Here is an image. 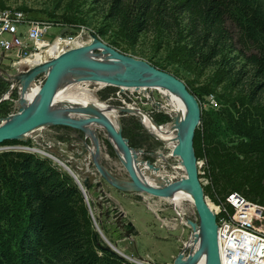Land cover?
I'll return each instance as SVG.
<instances>
[{"label": "trees", "instance_id": "trees-1", "mask_svg": "<svg viewBox=\"0 0 264 264\" xmlns=\"http://www.w3.org/2000/svg\"><path fill=\"white\" fill-rule=\"evenodd\" d=\"M89 1L101 7L104 28L95 34L112 32V46L126 52L148 34L155 51L164 53L165 67L195 78L211 70L200 90L205 95L222 90L236 114L227 119L236 139L219 142L208 115L201 114L193 152L209 181L202 186L204 196L221 205L236 194L264 216V101L257 102L264 92V0H68L57 18L84 26L81 8ZM236 61L243 62L240 69ZM247 74L249 92L233 95ZM184 83L197 99L191 83ZM1 104L0 117H6L11 108ZM123 136L138 147L134 137ZM0 264L132 263L98 244L81 191L49 159L9 150L0 152Z\"/></svg>", "mask_w": 264, "mask_h": 264}, {"label": "rangeland", "instance_id": "rangeland-1", "mask_svg": "<svg viewBox=\"0 0 264 264\" xmlns=\"http://www.w3.org/2000/svg\"><path fill=\"white\" fill-rule=\"evenodd\" d=\"M0 1L5 6L27 10L25 13L31 20L59 21L62 26L49 30L46 36L47 44L52 43L56 38L73 39L72 41L75 43L78 37H82L86 42L91 40L92 36H96L97 40L112 47L120 54L153 66L165 67L164 53L155 51L152 38L148 34H143L137 46L126 52L122 48H116L110 44L112 32L107 30V36L102 38L97 36L95 33L104 28V24L101 7L91 4V1L81 8L84 14L82 19L86 22L82 27L69 26L57 18L63 12L68 0ZM51 14H54L56 18L51 17ZM69 48L67 47L65 50ZM94 52L98 53V51ZM9 61L11 62L0 64V68L11 76L22 73L18 71V67L11 65V58ZM242 63V61L234 62L235 68L240 69ZM245 70L247 68H244ZM165 71L172 74L176 72L181 80L191 83L197 94L196 101L200 112L208 115V120L213 123V134L219 142L230 144L236 139L235 130L227 121L229 114L233 116L236 114L223 101L222 90L217 89L213 95H205L202 89L200 90L207 83L211 70H207L199 78L183 71H175V68L170 66H166ZM44 80V75L41 73L33 77L31 81L41 87ZM251 82V77L247 74L233 95L236 93L247 94ZM22 85L18 81L6 82L0 76V103L2 102V107L5 104L6 107L11 108L6 117H0L1 122L16 113V104L20 100L21 94H24L27 89H24ZM61 93L66 98L65 102L78 105L75 108H84L90 98H93L100 110L107 108L114 110L112 117L116 126L127 141L128 147L137 154L138 176H136L141 183L145 180L143 177L145 164L150 167L148 173L151 177L163 176L171 182H176L186 176L181 160L172 154V148L175 145L171 146L157 139L152 130L147 127V121H143L141 118L144 113L158 127H164L172 122L176 113L171 111L173 109L168 104L164 88L160 90L159 87H150L146 84L132 88L115 86L100 88L97 82L86 78L79 81L66 80L59 90V94ZM81 95L83 96L80 97ZM263 101L264 92H260L257 102ZM174 104L177 109L184 111V106L179 99L175 100ZM72 114L68 115L73 120L88 119L82 114ZM89 127H91L92 135H88L83 129L67 125H43L28 133L21 140L25 145L0 146V152L17 150L47 158L76 187H80L85 180H88L90 186L86 190L88 195L86 204L92 214V227L98 244L104 248L112 246L130 263L174 264L181 253L187 256L189 249L194 244V241L192 242L195 234L193 224H199L190 194L187 191L176 192V194L181 192L180 194L184 195V199L178 206L172 199L155 197L130 188L129 184L133 183L130 174L105 130L94 124H90ZM125 134L129 139L134 137L133 139L138 145L137 148L129 146L128 139L123 136ZM61 163L65 164L73 174L71 175V172ZM99 169L106 174L101 173ZM197 170L202 176L199 178L201 186H206L209 181L204 176L202 161H197ZM113 180L121 184V189L111 185ZM150 180L152 181V179ZM204 198L209 206H213L211 212L214 214L217 205L208 196H204ZM180 214L183 218L180 217ZM257 224L263 229L264 219H259Z\"/></svg>", "mask_w": 264, "mask_h": 264}, {"label": "water", "instance_id": "water-1", "mask_svg": "<svg viewBox=\"0 0 264 264\" xmlns=\"http://www.w3.org/2000/svg\"><path fill=\"white\" fill-rule=\"evenodd\" d=\"M91 38L93 42L90 45L69 48L48 63L40 67H35L28 72L31 80L36 75L42 73L45 79L44 83L40 87L35 103L31 107H16V113L11 115L15 116L16 120L10 124L0 126V144L10 140L21 141V137L26 136L31 131L43 125L61 124L81 129L78 127L80 123L94 122L96 119L92 117V119L88 118L85 120H73L71 118H68V120L59 118V120H57V118L49 115V108L60 82L64 77L70 74L91 78L90 80L97 82L100 88L104 86L122 88L137 87V81L141 78H146V85L150 87L160 86L161 88L174 92L185 107L184 116L176 121L179 141L172 148V154L181 160L186 178L178 182L176 186H185L189 189V194L199 219L200 228L199 247L193 254L186 257L187 264H194L200 260L201 256V264H221L217 243L216 218L205 202L203 188L198 177L197 161L193 152L194 132L201 120V112L195 97L191 94L184 81L172 73L161 70L144 61L120 54L112 47L97 40L96 36H92ZM94 51H102L107 54L110 61H100L88 55V52ZM0 76H2V79L6 82L18 81L21 83L25 74L20 73L16 76H10L0 68ZM118 138L123 143V150L126 154L127 161L126 169L130 174L132 182L135 183L142 192L155 197L161 196L160 194H162L161 192L163 190H151L139 184L138 178L135 177L132 172L133 166H131L132 161L129 153L132 149L128 147L127 141L122 137L120 130ZM111 185L117 189H121L112 183ZM82 186L83 188L78 187V189L81 191L84 201L87 202L86 190L90 186L89 181L85 180ZM90 216L92 218L91 213ZM193 226L195 227V224H193ZM106 249L123 258L112 246ZM178 259H183L182 253Z\"/></svg>", "mask_w": 264, "mask_h": 264}, {"label": "bare ground", "instance_id": "bare-ground-1", "mask_svg": "<svg viewBox=\"0 0 264 264\" xmlns=\"http://www.w3.org/2000/svg\"><path fill=\"white\" fill-rule=\"evenodd\" d=\"M72 40L73 39L56 38L52 43L45 44V46L42 47L40 49V51L35 53L31 58L27 57V58L21 59L18 63L13 64V66L18 67L19 72H22L25 74L24 79L19 84H21V85L23 84L22 86L24 87V89L27 88L25 90L24 94L23 95L21 94V98L17 102L16 107H18V108H29L35 103V100L38 96V92H39L38 89L39 88H38V86H36V84L33 81H31L30 76L28 75V72L30 70H32L35 67H40V66L48 63L50 60L58 57L60 54H62L65 51V48H67V47H70V48L83 47V46L90 45L93 42L92 39L85 42L82 37H78L75 43H73ZM71 44H72V46H71ZM88 55L97 59V60H100V61H106V62L110 61L108 58V55L103 53L102 51H98V53L88 52ZM68 79L79 81V80H83L86 78L82 77L81 75H77V74H70V75H67L66 77H64L63 80L60 82L58 89H57V91L53 97V100H52L53 102L51 103V106L49 108V115L57 118V120H59V118L68 120V118H70L68 115L69 113L70 114H72V113L73 114H79V115L82 114V115L87 116L89 119H92L91 117H93L94 119H96L94 122H92V123L91 122L90 123H80L78 125V127L85 130L88 135H92L91 127H89L90 124H94L98 127H101L102 130L104 129L106 134H107V137L112 142L117 153L121 157L122 162L124 163V165L127 166L126 154L123 150V143L118 138L119 130H118V127L116 126V124L114 122V118L112 117L114 110H112V109L110 110L108 108H107L108 110L107 109L106 110H100L99 105L96 103V100L93 98H90V97H89L90 98L89 102L87 103V105H85L84 108H75L78 105H72V104H69V102H65L64 99H66V98H65L63 93L59 94V90L63 86V83ZM88 79H91V78H88ZM146 83H147L146 78H141L140 80L137 81V85H144ZM158 87L160 90L162 89L160 86H158ZM164 90H165L166 98L168 100V104L173 109V110H171L172 113H176V115H174V117L172 118V122L170 124L164 126V127H158L156 124H154L152 119L149 118L147 115H144V113L142 114L141 118L143 119V121H145V120L147 121L146 122L147 127H149L152 130V132L154 133V135L157 139H159L160 141H162L164 143L170 144L172 146V145H176L179 141V136L177 134L176 121L180 120L184 116L185 107H184V111H182V110L180 111L179 109H177L175 107L174 103H175V100L179 99L178 96L172 91H168L166 89H164ZM82 96L83 95H81L80 97H82ZM180 102H181V100H180ZM181 104H183V103L181 102ZM171 111H169V112L171 113ZM133 112L135 113L134 110H133ZM14 120H16L15 116L7 117V118L2 120V122L0 123V126L10 124ZM24 137H21L20 139H24ZM129 153H130V159L132 161L131 166H133L132 172H133V175L135 177H137L138 176V168H137L138 161L136 160L137 154H135V152L133 150H130ZM94 154H95V152H94ZM57 162L60 163V161H58V160H57ZM61 164H63V163H61ZM63 165L67 168V170H69V168L65 164H63ZM149 169H150V167L145 164V166L143 168V170H144L143 177L145 178V180L144 181L141 180L142 184L138 180L139 184L143 185L147 189L163 190L162 192L160 191L162 193V194H160L161 195L160 197L172 199L173 202L179 206L180 202L184 199V195L180 194L181 192L176 194V192L187 191L189 193V189L185 186L177 187L176 185L178 182L185 179L186 176L180 178L181 180H179V181L171 182L169 179H167L163 176H152L151 177L148 173ZM100 171H101V173L106 174L103 170H100ZM72 174L73 173L71 172V175ZM73 176L76 178L75 175H73ZM150 179H152V181ZM112 184H114L118 187H121V184L116 180H113ZM129 187L133 188L134 190L135 189L139 190V188L137 187V185L135 183L129 184ZM80 188H83V186L81 185ZM86 197L88 198L87 193H86ZM208 207L210 210H212V208H213L212 205H210V206L208 205ZM180 217L183 218L182 214H180ZM186 224L190 227L188 222H186ZM193 229H194L195 234L193 235L192 242L197 241L198 247H199L200 229H196V227H194V226H193ZM201 260H202V256L200 257V260L195 262L194 264H201L202 263ZM175 264H187V259L185 257H183V259H178Z\"/></svg>", "mask_w": 264, "mask_h": 264}, {"label": "built area", "instance_id": "built-area-1", "mask_svg": "<svg viewBox=\"0 0 264 264\" xmlns=\"http://www.w3.org/2000/svg\"><path fill=\"white\" fill-rule=\"evenodd\" d=\"M61 26L59 21L31 20L20 8L0 7V64L11 62V58L13 65L32 57L47 44L49 30ZM214 215L221 264H264V228L257 224V218L264 216L236 194H229L223 204L217 205ZM195 227L200 229L199 224ZM197 249L196 241L188 255Z\"/></svg>", "mask_w": 264, "mask_h": 264}, {"label": "crops", "instance_id": "crops-1", "mask_svg": "<svg viewBox=\"0 0 264 264\" xmlns=\"http://www.w3.org/2000/svg\"><path fill=\"white\" fill-rule=\"evenodd\" d=\"M38 88L40 89V87H38ZM39 89H38V91H39ZM38 91H37V92H38ZM37 92H36V93H37ZM36 93H35V94H36ZM22 95H23V94H22Z\"/></svg>", "mask_w": 264, "mask_h": 264}]
</instances>
